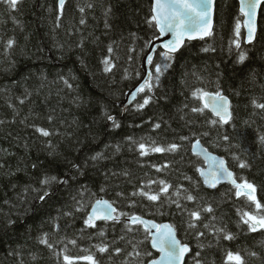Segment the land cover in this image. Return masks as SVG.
<instances>
[{
  "label": "trees",
  "instance_id": "obj_1",
  "mask_svg": "<svg viewBox=\"0 0 264 264\" xmlns=\"http://www.w3.org/2000/svg\"><path fill=\"white\" fill-rule=\"evenodd\" d=\"M152 6L153 0H67L61 13L58 0H19L15 8L0 0V264H63L62 256L39 242L44 234L56 244V251L66 246L73 257L91 252L100 264H148L159 256L142 228L126 230V218L121 223L101 221L97 229L81 233L84 213L74 210L81 193L86 204L106 198L123 212L174 225L181 241L192 249L186 264H193L197 251L202 264H225L229 251L239 252L245 264H264V229L250 232L240 220L243 211L255 213V206L246 197L238 199L231 185L207 188L196 171L205 162L191 149L199 139L210 152L225 158L238 181L243 178L256 186V197L264 204V143L260 140L264 109L253 105V101L264 103V8L257 39L247 45L238 1L217 0L213 35L187 42L159 82L152 80V90L139 93L125 110L128 93L143 78L148 47L159 37L148 23ZM237 20L241 22L239 50L230 45L237 39ZM9 39L15 41L10 49ZM162 51L155 54L154 64ZM240 51L246 55L243 63L238 62ZM104 59L114 65L111 72L104 71ZM151 69L154 72V65ZM197 88L219 91L231 99L229 124H211L217 118L208 109L203 114L191 111L203 107L191 95ZM145 95L150 103L138 110ZM109 115L118 128L107 119ZM37 127L51 135L41 136ZM152 141L180 147L176 152L140 156L138 144ZM98 154L101 158L93 160ZM240 162L247 167L240 168ZM45 177L65 182L52 183L51 195L41 201L40 181ZM149 180L170 183L168 195L173 201L177 187L182 195L186 189L197 199L181 198L177 208L164 196L158 202L132 196ZM158 187L151 185L153 191ZM208 205L214 212L203 214L198 229H188V211ZM212 215L216 217L212 223L232 233L233 240H218L203 228ZM100 229L104 237L98 235ZM197 231L206 233L199 241ZM67 239H76L77 245L67 244ZM99 243L109 244V252H96L93 245ZM133 245L141 257L128 255ZM116 247L122 249L119 256L113 252ZM145 251L153 256H144Z\"/></svg>",
  "mask_w": 264,
  "mask_h": 264
},
{
  "label": "snow or ice",
  "instance_id": "obj_2",
  "mask_svg": "<svg viewBox=\"0 0 264 264\" xmlns=\"http://www.w3.org/2000/svg\"><path fill=\"white\" fill-rule=\"evenodd\" d=\"M9 7L15 8L19 0H7ZM214 0H154L153 6L151 8V18L148 21L150 26H153L158 30L161 36L170 33L173 39L169 40L167 43L163 44L161 47L163 51L159 53L161 59L159 62L154 64L153 56L147 55V64L154 65V72L149 73V78L144 81L137 89L136 92L132 94V100L136 99V94L145 93L152 90V80L159 82L161 76L171 67V62L174 59L175 54L183 46L185 40L201 39L205 37H210L213 35V25H212V5ZM91 5H89L90 7ZM58 7L63 12L65 7V0H58ZM264 8V0H240V14L245 17L243 24L247 30V42L251 43L255 36L256 31V16L257 10ZM81 12L84 11L83 8L80 9ZM81 24L85 23L83 19L80 21ZM241 22L237 20L234 28V33L237 39L230 41V45L234 44L235 48L239 50L241 48L238 37L240 36ZM15 41L9 39L7 41V48H12ZM208 51V49H204ZM109 54L113 52L111 46L108 48ZM246 60V55L243 51L239 52L238 62L243 63ZM104 64V71L111 72L114 65L109 59H104L102 61ZM67 83V81H65ZM193 99H198L202 102L203 107H192L191 111L193 113L203 114L205 109L211 111L213 116L217 119L210 121L211 124L215 125L220 123L221 125H227L232 119V113L230 111V102L227 97L222 95L219 91L215 93L212 97V103H207L206 98L211 94L204 91L201 88H197L192 92ZM150 97L145 95L142 103L137 104V109H143L146 105L150 103ZM21 104L24 103L23 100L20 101ZM253 105L256 108L264 109V103H256L253 101ZM107 119L112 121L113 126L118 128L120 125L116 122L115 118L112 116H107ZM0 123H3L0 121ZM156 129L160 128V124L157 123L154 126ZM36 132H38L43 137H48L51 133L44 129L37 127ZM206 135V133H205ZM182 140H186L187 137H181ZM229 138L224 136V140L227 141ZM262 143H264V136L260 137ZM179 145L172 143L165 146H159L155 141H152L151 145H146L141 142L138 144V151L140 156H148L149 153H169L176 152L179 149ZM193 155L203 157L205 162L209 164L208 169L197 167L196 171L199 173L203 180V184L208 188L215 189L218 184L222 182L229 183L233 189H235V196L239 199L240 197H246L255 206V213L250 211H243L240 214V220L244 225L247 226L250 232H256L260 229H264V204L256 197V186L247 180L241 178L237 180L233 171L229 169L226 161L223 158L217 157L209 153L207 148H204L200 140L197 139L195 143L191 145ZM101 158V154L92 157L93 160ZM234 159H236L234 157ZM155 167V166H154ZM163 167H168V165H163ZM240 168H245L247 165L244 162H240ZM156 171L160 172L161 168L156 167ZM187 180H191L190 177H185ZM65 181H59L56 177H45L40 183L43 186V191L39 195L38 199L44 201L51 193L48 191V187L52 183H64ZM152 184H157L158 190L153 191L151 189ZM173 186L166 182L165 180H149L147 184L143 185L138 192H133L132 196H141L146 198L151 202H158L161 197L164 196L170 202L175 203L177 208L181 207L180 199L193 202L197 199L196 196L183 190V195L181 189L177 187L172 193L176 200H171V196L168 195L169 189ZM148 189V190H145ZM35 190V189H34ZM122 193H117V196H121ZM134 206V205H130ZM75 212L84 213L83 217V228L80 232L83 233L86 229H97V222H112L121 223L122 218H126L127 222L125 228L128 232H133L136 230V226L142 228L145 233V238L150 242L151 248L159 253V258H152L148 260V264H186V257L191 253L192 249L189 244L182 242L177 237V229L172 224H158L152 220H145L143 217L123 212L115 207V201H109L103 198H97L94 202L85 203L83 201V193H81V199L76 201ZM214 209L211 205L199 207L196 210L188 211L189 220L187 221L188 229L196 230L200 227L202 222V217L204 213L212 214ZM66 216H72V212H66ZM216 217L211 216L209 222L203 223V228L210 230L213 235L219 240L221 237L223 240L231 241L234 239L232 233L227 232L223 227H217L212 221H215ZM55 230L59 231V225H55ZM100 237H104L105 232L103 229L98 231ZM206 233L204 231H197L195 233V238L199 241L201 237H204ZM121 239H124L122 236ZM42 245H45L49 250H52L57 257H63V264H77L78 260L86 261L87 264H100V261L96 258L94 253H89L83 257H73L67 254V247L56 251V244L50 242L48 234L44 236L39 241ZM60 240L59 243H63ZM140 241L139 243H143ZM131 243V241H130ZM67 244L73 246L77 245L76 239H67ZM96 252L100 254H105L109 252L110 245L107 243H99L93 245ZM199 248H203L202 244H198ZM114 254L119 256L122 249L116 247L113 250ZM200 252L197 251L193 255V264H202L199 259ZM130 257L139 258L141 257V252L137 249L136 245H133L132 252H129ZM146 257H152V251H145L143 253ZM255 255V253H251ZM124 264H129V261H125ZM225 264H245L244 257L239 252H227Z\"/></svg>",
  "mask_w": 264,
  "mask_h": 264
},
{
  "label": "water",
  "instance_id": "obj_3",
  "mask_svg": "<svg viewBox=\"0 0 264 264\" xmlns=\"http://www.w3.org/2000/svg\"><path fill=\"white\" fill-rule=\"evenodd\" d=\"M66 1L67 0H65V3H66ZM238 1V4H239V9H240V0H237ZM153 3H154V0H153ZM216 7H217V0H214V2H213V5H212V25H213V30H214V28H215V22H216ZM261 10H262V8L261 9H258L257 10V16H256V31H255V36H254V39L252 40V42L251 43H248L247 42V30H246V28L244 27V24H243V28H244V31H245V43L247 44V45H250V44H253L255 41H256V39H257V36H258V32H259V19H260V14H261ZM244 19H245V17H243V21H244ZM207 37H205L204 39H206ZM171 39H173V37H172V35L170 34V33H167V34H165V35H163V36H161L160 34H159V37L157 38V39H155L154 41H152L151 43H150V45H149V47H148V51H147V53H146V55H145V57H144V59H143V64H142V68H143V72H144V75H143V78L141 79V81L128 93V95H127V98H126V101H125V105H124V109L125 110H127L135 101H136V99H137V97H138V94H136V99L135 100H132V94L133 93H135L136 92V89L141 85V84H143L144 83V81L145 80H147L148 78H149V73L150 72H152V69H151V66L150 65H148L147 64V60H146V57H147V55H152L153 56V58H154V56H155V54L157 53V51L158 50H163V48L161 47L163 44H165V43H167L169 40H171ZM203 39V40H204ZM198 40H201V39H194V40H185V42H184V44H183V46L179 49V51L177 52V53H179L183 48H184V46L186 45V43L187 42H194V41H198ZM176 53V54H177ZM211 95L208 97V98H206V100H207V103H209V104H211L212 103V97H214L215 96V93H210ZM222 94V93H221ZM222 95H224V94H222ZM225 97H227L228 98V100H229V102H230V111H231V113H232V102H231V99L228 97V96H226V95H224ZM209 112L211 113V111L209 110ZM232 120V119H231ZM231 122V121H230ZM229 122V123H230ZM194 143H195V141H194ZM200 143H201V141H200ZM201 145L203 146V144L201 143ZM204 147V146H203ZM204 148H206V147H204ZM209 151V150H208ZM209 153H211L212 155H214V156H217V157H220V158H223V157H221V156H219V155H217V154H215V153H212V152H210L209 151ZM201 159H203V157H200ZM225 161H226V163H227V160L225 159V158H223ZM204 160V159H203ZM204 162H205V160H204ZM208 166H209V164L207 163V162H205V167H203L205 170H207L208 169ZM227 166H228V163H227ZM229 167V166H228ZM230 169V168H229ZM231 170V169H230ZM232 171V170H231ZM234 173V172H233ZM230 185L229 183H227V182H222V183H220V184H218L217 185V187H219V186H221V185ZM207 187V186H206ZM216 187V188H217ZM208 188V187H207ZM215 188V189H216ZM209 189H212V188H209ZM103 199H106V198H103ZM106 200H108V199H106ZM115 207H116V205H115ZM118 209V208H117ZM145 220H150V219H147V218H144ZM126 221H127V219H126ZM153 221V220H152ZM99 222H101V221H98L97 223H99ZM157 223V222H156ZM158 224H170L169 222H164V223H158ZM177 237H178V239H180L179 238V236H178V233H177ZM181 240V239H180ZM154 250V249H153ZM155 251V250H154ZM156 252V251H155ZM157 253V252H156ZM158 255H159V253H158ZM189 255H190V253H189ZM189 255L186 257V261H187V259H188V257H189ZM159 258V256L156 258V259H158Z\"/></svg>",
  "mask_w": 264,
  "mask_h": 264
}]
</instances>
